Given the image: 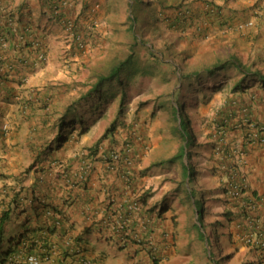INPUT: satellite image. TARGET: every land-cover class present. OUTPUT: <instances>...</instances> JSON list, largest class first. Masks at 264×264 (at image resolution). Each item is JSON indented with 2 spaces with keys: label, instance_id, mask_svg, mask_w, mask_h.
Here are the masks:
<instances>
[{
  "label": "rangeland",
  "instance_id": "rangeland-1",
  "mask_svg": "<svg viewBox=\"0 0 264 264\" xmlns=\"http://www.w3.org/2000/svg\"><path fill=\"white\" fill-rule=\"evenodd\" d=\"M69 1L72 4L73 0ZM144 1L146 2L106 0L103 5L92 4V10H103L99 21L96 22L98 29L91 30L87 38L81 39L77 45L79 50L76 59L70 61L76 63L73 65L75 77L71 83H66L64 87L59 86L51 101L52 105H48V101L43 107L44 115L52 116L53 121L51 119L52 124H47L41 135L37 157H40L43 164L61 163L63 152L76 146L79 152L87 150L86 156L92 154V159H87L90 162L97 159L93 157L96 153H99L102 159L99 150L121 149L127 138L131 150L136 142L145 149L154 145V164L158 165L155 174L160 183L168 187L167 198L159 203L153 201L154 213L147 221L137 220L141 217L142 208L130 214L129 223L134 218L138 221V226H131L130 229L128 226L124 242L143 248L135 242L136 238H145V234H140L141 226L151 224L150 231H153L154 227L160 225L168 238L166 247L172 251L170 246H175L177 241L181 242V248L186 251L191 247V250L196 251H193L196 254V264H215L213 260L216 264H253L256 261L258 245L255 243L256 236L253 244L245 240L246 233L252 231L246 221L261 203L252 198L250 186L247 185L245 154L246 149L251 147L245 148L249 142L246 140L247 132L245 133L244 128L251 127L250 122L258 126L264 125V84L254 76L243 81L241 88L232 90L231 86L239 76L232 65L215 74L212 80H207L206 74L197 80L194 76L187 75L195 69L202 70L215 59L225 58L232 53L244 62H251L252 68L264 72V54L257 52L258 55L255 53L253 58L249 59L246 48L241 44L215 45L193 40L188 42L189 49L185 50L184 43L179 41L180 32L191 28L192 24L189 23L185 27L184 24L183 27L175 25L171 29L172 36H164L166 33H161L162 25L157 23L159 18L154 14L156 7L151 6L156 2ZM68 6L69 4L62 7L66 14L74 17L68 11ZM125 12L135 17L131 26V19L125 17ZM122 26L124 27L120 29ZM60 31L67 36L62 28ZM62 41L63 39H58L55 43ZM132 41L135 42L131 49L132 58L122 68L119 78L103 85V97L93 94L87 102L81 104L80 93L90 87L98 72L106 71L117 61L124 59L130 52L129 44ZM61 62L67 63L63 62L62 58ZM78 64L81 66L78 67ZM64 79L68 77L65 75ZM255 99L258 102H253ZM70 100L73 101L74 109L65 119V132L60 134V120L57 117L68 110L67 103ZM175 102H182L186 113L191 117L190 126L194 131V141L184 148L183 154L178 158L169 159L184 143L172 127L173 119L169 105ZM111 124L112 129L106 133V128ZM195 145H199V152ZM132 158H136L134 153ZM191 164L197 170L191 185L205 194L204 221L208 224L204 225L202 235L191 226L192 200L182 187L183 165ZM129 177L131 191L134 175ZM233 184L239 185V190L242 188L243 193L230 194ZM138 194H141V191L138 190L136 194L131 191L128 198H136ZM247 195L251 200L245 204L243 198ZM138 197L142 201V195ZM179 207L185 215L182 221H179V236H175L171 228L181 217ZM160 208H163L162 217L160 220H154L152 225L151 221ZM227 211L232 217L228 221L224 216ZM163 218L166 219L165 222H162ZM165 223L168 228L170 226L169 230ZM165 236L162 233L161 236L158 235L161 239H165ZM186 251L183 253L181 249L178 254L175 253L177 256L173 254L174 251L170 252L172 257L175 256V264H180V260L188 258ZM163 255H160V259H163Z\"/></svg>",
  "mask_w": 264,
  "mask_h": 264
},
{
  "label": "crops",
  "instance_id": "crops-1",
  "mask_svg": "<svg viewBox=\"0 0 264 264\" xmlns=\"http://www.w3.org/2000/svg\"><path fill=\"white\" fill-rule=\"evenodd\" d=\"M150 1L156 2L151 6L156 7L154 14L159 18L157 23L162 25L161 33H166L164 36H172L171 29L175 25L183 27L184 24L185 27L192 24L193 28L180 32L179 41L184 43L185 50L189 49L188 42L193 40L215 45L241 44L246 48L249 59L257 52L264 54V0ZM105 2L73 0L69 4L67 9L77 18L84 39L87 38L90 20L99 21L103 11L92 10V4L103 5ZM45 9L44 0H0V209L15 191L21 189L18 193L21 199L16 207L13 206L14 218L9 222L8 231L12 233L21 229V220L24 219H27L25 226L37 228L35 233L41 235L39 242L48 251V258L37 264H82V256L89 259L88 264H175V256L172 257L170 252L178 254L181 249L183 253L186 250L176 240L170 251L166 247L167 235L163 234L165 239L158 237L162 231L160 225L153 231H150L149 225L140 228L141 233H149L150 237L153 234L154 248L160 243L163 245L160 250V255L164 254L163 259L157 263L150 259L146 246L140 248L131 243L121 244L119 233L110 226L109 223L116 221V216L120 215L123 203L129 199L128 194H131L130 186L125 185L122 177V164L109 169L96 153L93 157L97 159L90 161V168L83 172L82 164L84 160L92 159V154L86 156L87 150L79 152L75 146L63 152L61 163L43 164L38 158L26 171L39 152L38 143L45 127L53 121L52 116L44 115L43 107L48 101V105H52L59 86L70 84L75 77L72 70L76 63L70 61L76 59L79 50L77 44L62 34L58 27L48 26L44 30L46 23L42 12ZM58 39L63 41L56 44ZM61 58L67 63L62 64ZM65 75L68 79H64ZM3 124H6L5 128H2ZM244 130L246 133L250 127ZM247 147H251L246 149L245 154L247 185L252 198L261 202L259 198L264 195V142H249L245 145ZM155 150L154 145L145 149L137 142L131 150L136 156L131 189L146 195L143 197L141 217L137 218L140 221H147L153 215L154 200L159 203L167 198L168 187L162 185L155 174L158 169V165L154 164ZM156 187L160 188L154 190ZM249 200L248 195L243 198L245 204ZM257 206L256 212L252 213L253 219L246 222L254 235L258 233L262 237L264 204ZM46 210H50L47 211L49 213ZM179 210L181 217L171 228L175 236H179V221L185 215L180 207ZM53 211L61 216L62 224L53 225L49 231L46 228L52 227V219L48 214L52 215ZM16 212L20 213L18 220L15 219ZM165 221L163 218L162 222ZM165 225L168 228V224ZM128 226L129 229L138 226V221L131 219L122 230H127ZM193 251L188 248V258L179 263L196 264ZM13 260L7 261V264H30L17 256Z\"/></svg>",
  "mask_w": 264,
  "mask_h": 264
},
{
  "label": "trees",
  "instance_id": "trees-1",
  "mask_svg": "<svg viewBox=\"0 0 264 264\" xmlns=\"http://www.w3.org/2000/svg\"><path fill=\"white\" fill-rule=\"evenodd\" d=\"M60 0H44L45 5H46V9L43 10L42 14H44V22L47 23L46 25H44V30H47L48 26H54V27H58V28H62V21L65 19L64 15H65V11L63 9V7L61 6L60 12H56V7L55 5L59 4ZM135 2H139V3H143L146 2L144 0H133ZM127 5H129V2L127 3ZM178 4H175V6H177ZM44 6V3H43ZM127 10V6L125 8V11ZM125 17L131 19V24L132 25V21L135 19L134 16L129 15L125 12ZM49 21H52L51 23H49ZM127 21V20H126ZM43 22V23H44ZM97 22L96 19L92 18L87 26V30L88 33L91 32V30L93 29H98L97 25L95 24ZM75 32L81 37V39H83V35L81 33V30L79 28V25L77 23V18L75 19ZM125 26V25H124ZM124 26H122L120 29H122ZM87 33V34H88ZM134 38H136V36H134ZM135 45V42H131L129 44V53L126 55V57L120 61H117L116 63H114L113 65L110 66V68H108V70L103 71V72H98L96 75V79L95 81L90 85V87L85 91L80 93L79 95V99L82 101V103L87 102V100L93 95V94H99L101 97H103L104 95H102V89H103V85L111 80H115L117 78H119L120 72L122 70V68L125 66L126 63H129V61L132 58V48ZM228 65H232V67L237 71V74H239L238 78L235 80V82L232 84L231 89L236 91L238 88H241L242 86V82L245 81L247 78L250 77H257L258 79H260L262 82V84H264V72H262L260 69L258 68H252L253 64L251 62H244L242 61V59H240V57H238L235 54H229L227 57L225 58H217L215 59L212 63H210L208 66L203 67L202 70H193L191 72L188 73V76H194L193 78L195 80L199 79L200 76L202 75H208L207 80H212L213 76H215V74H217L218 72H221L223 69L226 68V66ZM201 71V72H200ZM100 97V98H101ZM72 103L73 101L70 100L67 104V109L66 112L62 113L61 116L57 117L59 118L60 122L58 124V131L59 133H64L65 129H64V123H65V119L67 117H69V114L71 112L72 109H74L72 107ZM70 109V110H69ZM169 111L172 114V119H173V129L176 131V133L179 135V137L181 138V140L184 142L182 143V145L179 147V150H177L174 154H172L170 156L169 159H173V158H178L179 155L183 154V150L185 147H187V145L191 142L194 141V131L191 128V117L188 116V114L185 111V106L182 102H175V103H171L169 105ZM113 124H111V126L106 128V133L112 129ZM197 151L199 152V145H195ZM39 154V152L37 153V155ZM37 155L35 156V160H33V162L26 168V171L31 169L34 165V162L38 161V158L40 160V157ZM197 173V170L195 169V167H193V165L191 164L189 165H183V171H182V187L184 190H186V192L188 193V196L190 197V199L192 200V223L193 225H191L192 227H195L198 231V233H201V235L203 234V228L205 224H208V222L204 221V195L202 194L200 191L195 190V188L191 185L192 180H193V176H195V174ZM21 192V189H19L18 191H15L13 193V195L8 199V202L5 204V206H3L0 209V264H7L8 262L14 261V257H21L24 258L26 255L28 254H37V255H43L48 253V251L45 249V247H43L42 242H39V240L41 239V235H38L36 232L37 228L36 227H28L25 226L27 219L21 220L22 224V228L21 229H17L18 231H14L12 233H10L8 231V225L9 222L12 221V219L14 218L13 216V206L16 207L19 200L21 199V197H19L18 193ZM199 195V197H196V195ZM141 195V194H140ZM146 196L144 195V193L142 194V199L143 197ZM15 211V209H14ZM24 210H20V212H23ZM49 211V210H48ZM161 211H163V208H160L158 210V213L155 214L153 220H152V225H154V220H159V218L161 217ZM53 213H55L53 211ZM17 217L15 218L16 220H18L20 213H17ZM51 216L52 219V227H47L46 230L51 231L53 229V225L54 222V214H48ZM224 216L225 219L231 220V213L229 211L224 212ZM13 217V218H12ZM248 219L252 220V216L248 217ZM217 224V223H216ZM25 226V227H24ZM215 228V226H214ZM252 229V228H251ZM165 230H162L161 233L164 234ZM253 231V229H252ZM228 236H230V233L228 234ZM40 237V238H39ZM123 237V236H122ZM145 239L151 238L153 239V236L150 237V235H145L144 236ZM258 247H257V256H256V261L253 264H264V234L262 235V237L257 233L256 234V242H255ZM253 244V243H251ZM206 245L208 247L209 242H208V238L206 239ZM163 245H161L159 247H153V241L151 240V243L149 244V246L147 247V249H149V251H147V253L150 255V259L152 260L153 263H157L160 260V249L162 248ZM42 247V248H41ZM35 249H37L35 251ZM38 251H42L40 253H37ZM159 251V252H158ZM209 257H211V252L209 250V248L207 249ZM213 262L216 264L217 262L213 260ZM246 264H250V263H246ZM252 264V263H251Z\"/></svg>",
  "mask_w": 264,
  "mask_h": 264
},
{
  "label": "built area",
  "instance_id": "built-area-1",
  "mask_svg": "<svg viewBox=\"0 0 264 264\" xmlns=\"http://www.w3.org/2000/svg\"><path fill=\"white\" fill-rule=\"evenodd\" d=\"M68 4H70L69 0H60L59 4L55 5L57 6L55 11L60 12L61 6H66ZM64 17L65 19L62 21V26H63L62 29L66 32L67 36L70 39L76 42L77 45L80 44L81 37L75 32L76 24H75L74 17L66 13ZM39 56L42 57L43 55H39ZM249 124L252 126L251 127L249 126L250 130H248L246 133V140L248 142H255V141L264 142V125L258 126L257 124H254V122H250ZM129 142L130 141L127 138V141H125L121 149L120 148L119 149L108 148L106 149V151L104 149L99 150V152H101L102 160L105 162V165L107 166V168L115 169L119 163L123 165L124 172L122 174V177L125 180L127 186H129V183L131 182V180H129L130 179L129 176L133 174V168L135 166L134 159L132 158L133 154L131 153V145L129 144ZM130 153L132 155H130ZM82 165H83V172L84 171L86 172V170L90 168L89 161L84 160V163ZM231 189L232 190L230 191V194L238 195L239 192L240 194L243 193L242 188L241 190H239V185L237 184H233L231 186ZM131 191L133 194L137 193L135 192L133 188L131 189ZM139 195L140 194H138L136 198L132 197L131 199H127L121 207L122 210L120 211V215L116 216L115 218L116 221L113 220L111 223H109L113 230H115L116 232L121 234V236H123L120 238L121 242H124L125 235L128 234L126 230H122V228H125L128 225L129 220H130V214L138 212L143 206L142 201L139 200L140 199V197H138ZM259 199L261 201L260 203L264 204V195L261 196ZM261 217H262L261 219L264 221V213L262 214ZM140 234H145V233H140ZM255 236L256 235H254L252 231L248 232L245 235V238H246L245 240L248 243L249 242L253 243L254 242L253 239ZM135 242L136 244L149 245L151 243V238H148V239L136 238ZM29 260L31 262H36V258L34 256H29Z\"/></svg>",
  "mask_w": 264,
  "mask_h": 264
},
{
  "label": "clouds",
  "instance_id": "clouds-1",
  "mask_svg": "<svg viewBox=\"0 0 264 264\" xmlns=\"http://www.w3.org/2000/svg\"><path fill=\"white\" fill-rule=\"evenodd\" d=\"M248 24H250V22L248 23ZM6 127V124H3V126H2V128H5ZM142 202H144V200L142 199ZM143 204V203H142ZM47 213H49V212H47ZM52 214H54L53 212H52ZM57 216H56V215ZM54 215H55V217H54V220H53V222H54V224L56 225V226H60L61 224H62V219H61V216L59 215V214H57V213H55ZM152 228V227H151ZM145 235H149V234H145ZM122 236H121V234H119V241H120V238H121ZM121 242V241H120ZM121 244H126L125 242H121ZM142 245V244H141ZM148 247L149 245H142V247L144 248V247ZM29 256H34L35 258H36V262H31L30 260H29ZM48 258V253H46V254H43V255H37V254H28V255H26L24 258H23V260L24 261H26V262H28V263H30V264H37L39 261H41V260H43V259H47ZM80 262L82 263V264H88L89 263V259L88 258H86V257H81L80 258Z\"/></svg>",
  "mask_w": 264,
  "mask_h": 264
}]
</instances>
